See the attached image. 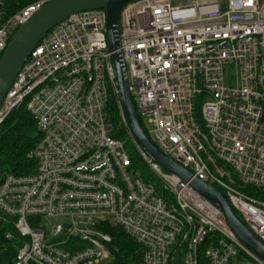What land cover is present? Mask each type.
<instances>
[{
  "label": "built area",
  "instance_id": "1",
  "mask_svg": "<svg viewBox=\"0 0 264 264\" xmlns=\"http://www.w3.org/2000/svg\"><path fill=\"white\" fill-rule=\"evenodd\" d=\"M45 1L3 18L0 0V57ZM177 1L132 0L120 10L115 51L128 90L156 147L220 188L264 241V200L249 192L264 191V0ZM111 54L105 11L73 14L40 39L0 104V124L24 106L37 133L28 154L35 170L0 175V216L13 228L5 239L19 242L7 264H105L103 223L143 246L140 264H173L177 252L183 264H199L202 248L208 264H264L213 203L138 146ZM112 101L155 182L114 136Z\"/></svg>",
  "mask_w": 264,
  "mask_h": 264
},
{
  "label": "water",
  "instance_id": "2",
  "mask_svg": "<svg viewBox=\"0 0 264 264\" xmlns=\"http://www.w3.org/2000/svg\"><path fill=\"white\" fill-rule=\"evenodd\" d=\"M132 0H47L40 5L11 36L0 57V104L22 64L40 39L56 24L87 10H104L106 39L116 72L120 102L130 132L141 150L165 170L177 175L221 212L235 237L253 254L264 260V241L239 218L229 201L212 185L193 177L192 173L162 153L149 138L128 90L125 68L118 51V23L122 7Z\"/></svg>",
  "mask_w": 264,
  "mask_h": 264
},
{
  "label": "trees",
  "instance_id": "3",
  "mask_svg": "<svg viewBox=\"0 0 264 264\" xmlns=\"http://www.w3.org/2000/svg\"><path fill=\"white\" fill-rule=\"evenodd\" d=\"M39 0H5L4 16L8 17L21 8ZM110 122L114 128V136L124 141L133 163L137 165L140 173L146 180H150L151 173L142 161L134 146L130 143L128 133L120 124V117L115 101L109 104ZM37 141L36 124L33 117L24 106L13 109L0 124V175H26L31 174L36 167L33 159L28 157ZM128 142V143H127ZM216 189L224 196L223 191ZM264 200V191L249 190ZM99 229L111 238L109 251L110 260L105 264H140L144 248L136 240L126 234L119 226L103 223ZM13 231V228L0 216V264L9 263L14 255L19 242L17 239L8 241L5 233ZM182 253L177 252L173 264H183ZM199 264H208L204 257L203 248L198 253Z\"/></svg>",
  "mask_w": 264,
  "mask_h": 264
},
{
  "label": "rangeland",
  "instance_id": "4",
  "mask_svg": "<svg viewBox=\"0 0 264 264\" xmlns=\"http://www.w3.org/2000/svg\"><path fill=\"white\" fill-rule=\"evenodd\" d=\"M177 2H182V3H184V2H186L185 0H180V1H177ZM30 5V4H29ZM28 6V5H27ZM26 7V6H25ZM234 75H233V72L230 70V69H228V68H226V70H225V72H224V83H225V85H230L233 81H234ZM233 80V81H232ZM143 121V120H142ZM145 123V122H144ZM145 127L146 128H149V125H146L145 124ZM128 143V142H127ZM128 148V147H127ZM151 180V182H155V180H152V179H150ZM252 195L253 196H256V197H258L257 195H255V193L253 192L252 193ZM259 198V197H258ZM44 223H48L47 221H45L44 220Z\"/></svg>",
  "mask_w": 264,
  "mask_h": 264
}]
</instances>
